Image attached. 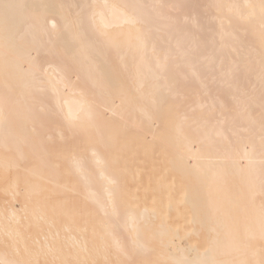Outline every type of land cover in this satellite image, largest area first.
Returning <instances> with one entry per match:
<instances>
[{
	"label": "bare ground",
	"instance_id": "1",
	"mask_svg": "<svg viewBox=\"0 0 264 264\" xmlns=\"http://www.w3.org/2000/svg\"><path fill=\"white\" fill-rule=\"evenodd\" d=\"M190 1L0 0V264H264V0Z\"/></svg>",
	"mask_w": 264,
	"mask_h": 264
},
{
	"label": "rangeland",
	"instance_id": "2",
	"mask_svg": "<svg viewBox=\"0 0 264 264\" xmlns=\"http://www.w3.org/2000/svg\"><path fill=\"white\" fill-rule=\"evenodd\" d=\"M193 0H191L190 2L191 3H193V4H195V3H197V1L198 0H194V2H192ZM202 1H205V0H200L199 2H202ZM190 3V4H191ZM192 6V5H191ZM194 6V5H193ZM190 7V6H189ZM200 11V10H199ZM201 11H203V9L201 10ZM15 207H17V208H19V204L18 203H15ZM187 241H186V239H183L182 241H181V243H182V245L183 246H188V243H186Z\"/></svg>",
	"mask_w": 264,
	"mask_h": 264
}]
</instances>
